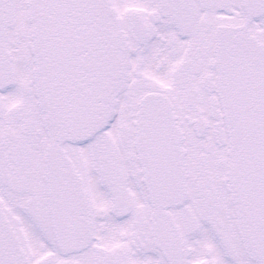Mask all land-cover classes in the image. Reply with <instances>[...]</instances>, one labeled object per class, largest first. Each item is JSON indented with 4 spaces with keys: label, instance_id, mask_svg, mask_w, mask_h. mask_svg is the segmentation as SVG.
Wrapping results in <instances>:
<instances>
[{
    "label": "snow or ice",
    "instance_id": "snow-or-ice-1",
    "mask_svg": "<svg viewBox=\"0 0 264 264\" xmlns=\"http://www.w3.org/2000/svg\"><path fill=\"white\" fill-rule=\"evenodd\" d=\"M0 264H264V0H0Z\"/></svg>",
    "mask_w": 264,
    "mask_h": 264
}]
</instances>
